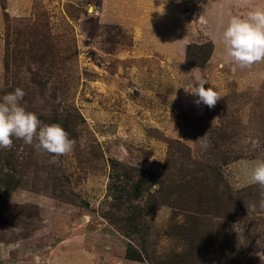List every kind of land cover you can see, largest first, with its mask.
I'll list each match as a JSON object with an SVG mask.
<instances>
[{
	"label": "rangeland",
	"instance_id": "374dc122",
	"mask_svg": "<svg viewBox=\"0 0 264 264\" xmlns=\"http://www.w3.org/2000/svg\"><path fill=\"white\" fill-rule=\"evenodd\" d=\"M254 8L264 0H0V98L23 89L41 126L76 142L0 149V264H264V189L249 183L264 61L240 67L221 42ZM188 47L207 61L188 63ZM199 76L222 96L212 108L177 88Z\"/></svg>",
	"mask_w": 264,
	"mask_h": 264
},
{
	"label": "clouds",
	"instance_id": "9594fccd",
	"mask_svg": "<svg viewBox=\"0 0 264 264\" xmlns=\"http://www.w3.org/2000/svg\"><path fill=\"white\" fill-rule=\"evenodd\" d=\"M159 12L163 14V7ZM221 42L226 56L240 67L264 61V8H254L243 17L232 16L222 31ZM207 83V79L199 76L192 79L189 87L177 88L183 87L185 93L196 97L195 104L203 103L212 108L222 96L212 86L205 88ZM24 96V90L17 87L0 98V149H11L14 139H18L26 145H33L35 140L38 149L56 156L70 153L75 140L58 123L41 126L37 115L21 104ZM204 136L197 139L201 140V147L207 149L209 145ZM249 183L264 189V160L257 161L251 168ZM259 203L264 208V194Z\"/></svg>",
	"mask_w": 264,
	"mask_h": 264
},
{
	"label": "trees",
	"instance_id": "16d2710c",
	"mask_svg": "<svg viewBox=\"0 0 264 264\" xmlns=\"http://www.w3.org/2000/svg\"><path fill=\"white\" fill-rule=\"evenodd\" d=\"M194 48L195 47H188V51H187V60H188V63L194 64L196 66H201V65H203V63H205L207 61V59L209 57V53L207 52V54H205V56H203L204 58L202 56H197L196 57L197 60H192L191 57L196 56V54L199 53V51H197L198 53L197 52L191 53L190 50L191 49L193 50ZM199 54H201V53H199ZM9 166H11V165H9ZM15 185H16L15 182H13V184L8 185L7 188H6L7 189V192L13 190L15 188ZM142 212H143V209H142ZM140 256L141 255H139L138 259L136 257H134L132 259L142 260V258ZM128 257H130V256H128Z\"/></svg>",
	"mask_w": 264,
	"mask_h": 264
}]
</instances>
